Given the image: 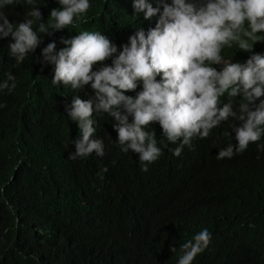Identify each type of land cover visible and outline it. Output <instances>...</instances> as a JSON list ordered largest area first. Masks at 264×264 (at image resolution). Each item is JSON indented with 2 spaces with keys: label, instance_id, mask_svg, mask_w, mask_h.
Returning a JSON list of instances; mask_svg holds the SVG:
<instances>
[{
  "label": "trees",
  "instance_id": "obj_1",
  "mask_svg": "<svg viewBox=\"0 0 264 264\" xmlns=\"http://www.w3.org/2000/svg\"><path fill=\"white\" fill-rule=\"evenodd\" d=\"M148 2L160 6V13L162 3L173 4ZM89 4L87 12L59 31L51 29L55 21L50 17L53 9H62L59 0L31 5L14 0L0 9L14 28L33 20L42 41L18 63L8 48L11 36L0 38V84L9 73L15 77L9 81V87L15 84L11 92L0 88V264H178L180 246L205 228L210 242L192 264H264V132L241 159L228 164L216 159L214 149L237 144L233 129L241 121L230 116L208 137L194 135L179 156L173 151L183 138L168 141L159 123L152 122L144 130L154 132L160 155L145 172L138 153L121 150L114 118L94 111L92 139L103 142L104 155L69 158L80 129L66 108L74 97L86 101L95 92L90 84L82 89L53 85L54 65L42 62V49L54 41L59 52L66 46L62 39L99 32L117 53L94 64L95 72L111 66L138 30L147 34L155 28L160 15L145 20L135 12L134 0ZM33 7L41 12L40 21L29 15ZM39 23L52 34L39 32ZM257 35L264 37V32ZM253 54L264 55V39L251 52L235 44L221 50L223 60L232 63L244 64ZM210 66L220 71L224 65ZM142 90L137 81L136 89L124 95L136 98ZM261 100L264 96L251 109ZM229 102L238 111L244 101L225 93L218 107Z\"/></svg>",
  "mask_w": 264,
  "mask_h": 264
},
{
  "label": "clouds",
  "instance_id": "obj_2",
  "mask_svg": "<svg viewBox=\"0 0 264 264\" xmlns=\"http://www.w3.org/2000/svg\"><path fill=\"white\" fill-rule=\"evenodd\" d=\"M13 3L14 0H0V9ZM27 3L31 5L33 0ZM59 3L62 9H53L50 13L55 21L51 29L55 31L67 28L74 16L87 12L90 7L89 0H59ZM133 7L136 13L144 14L145 20L160 13V6L153 7L148 0H134ZM162 7L155 28L147 34L143 29L138 30L129 37L130 46H121L112 65H104L98 71H92L94 64L117 53V46L99 32L83 31L73 38L62 39L60 42L66 46L59 52L55 51L54 41L42 49V62L54 65L53 85L62 82L72 89H82L90 84L95 92L86 101L74 97L66 108L68 117L78 122L80 129L76 150L70 159L87 157L93 152L104 155L103 142L92 139L94 111L114 118L113 127L121 150L138 153L145 172L147 164L160 155L154 132L144 130L152 122L159 123L168 141L175 143L183 138L173 151V155L179 156L194 135L208 137L211 129L230 116L241 121V126L233 129L237 144L214 149L216 159L228 164L241 159L248 145L261 138L264 100L255 110L250 106L264 96V55L253 54L244 64L232 63L223 60L221 50L235 44L242 51L251 52L253 44L264 39L257 35L264 32V0H173L172 5L162 3ZM29 15L41 20V12L36 7ZM0 20L3 21L0 38L11 36L14 42L8 45L10 55L18 63L22 62L26 53L34 51L42 42L33 31V20L28 19L15 28L2 12ZM39 32L52 34L44 23H39ZM221 63L224 66L220 71L210 66ZM161 75L162 80L157 82L156 77ZM14 79L9 73L0 88L11 92L15 84L9 87V81ZM137 81L143 84L137 97L124 95L136 89ZM225 93L229 97L242 96L244 102L239 104L238 111H233L231 102L218 107ZM129 116L133 117L131 123ZM210 239L205 228L183 243L178 264H192ZM171 251L176 252V248L172 247Z\"/></svg>",
  "mask_w": 264,
  "mask_h": 264
}]
</instances>
